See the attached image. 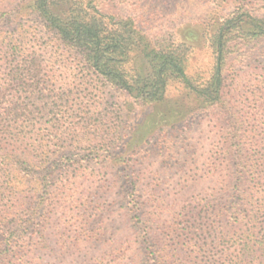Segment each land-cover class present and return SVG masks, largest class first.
Instances as JSON below:
<instances>
[{"label":"rangeland","instance_id":"rangeland-1","mask_svg":"<svg viewBox=\"0 0 264 264\" xmlns=\"http://www.w3.org/2000/svg\"><path fill=\"white\" fill-rule=\"evenodd\" d=\"M96 2L131 21L146 46L164 38L191 45L186 74L198 82L213 65L206 35L238 8L264 15V0ZM32 4L0 0V103L28 113L8 147L19 158L9 178L0 173V216L15 226L27 213L16 208L30 198L44 217L0 264H152L172 245L183 215L221 195L228 115L239 118L242 142L264 141V39L228 61L217 103L170 82L162 101L144 104L103 83L36 18ZM129 65L146 69L141 56ZM256 126L262 133L253 137Z\"/></svg>","mask_w":264,"mask_h":264},{"label":"trees","instance_id":"trees-1","mask_svg":"<svg viewBox=\"0 0 264 264\" xmlns=\"http://www.w3.org/2000/svg\"><path fill=\"white\" fill-rule=\"evenodd\" d=\"M97 3L96 0H33L32 8L55 39L103 83L144 104L162 101L170 82L182 84L204 104L217 103L224 94L225 67L238 48L264 39V15L254 16L242 8L236 9L204 38L211 48L213 65L207 80L198 82L186 74L191 45L164 38L146 46L142 33L131 21L114 19L102 12ZM136 56L145 62L144 73L129 65ZM29 64L25 57L20 68ZM22 73L23 70L15 71L14 79L19 81ZM27 114L26 108H6L0 103L3 179L9 178L10 169L19 158L16 150L8 147L16 141L17 123ZM228 117L232 118L233 127L228 128L227 142L220 147L226 157L219 164L225 170L221 195L200 211L184 214L182 219H186L171 231L172 245L160 249L152 264H264V141L250 137L242 142L245 134L235 128L239 126V118L235 113ZM260 133L261 127L256 126L253 137ZM233 139L239 141L230 144L228 141ZM33 205L30 198L19 203L16 211L24 207L27 213H21L13 227L7 216H0V261L43 220V210L39 211V207L34 210ZM11 217L15 220V216ZM161 244L162 240L156 242L157 247Z\"/></svg>","mask_w":264,"mask_h":264}]
</instances>
